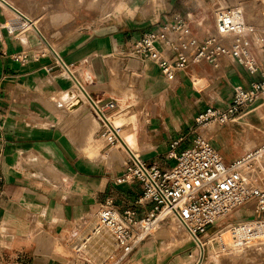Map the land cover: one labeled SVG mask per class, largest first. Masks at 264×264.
<instances>
[{
	"label": "crops",
	"instance_id": "0c3cea01",
	"mask_svg": "<svg viewBox=\"0 0 264 264\" xmlns=\"http://www.w3.org/2000/svg\"><path fill=\"white\" fill-rule=\"evenodd\" d=\"M2 1L10 7L13 3ZM20 1L27 7L32 3L35 13L37 0ZM67 1L75 7L83 5V10L89 3ZM175 1L169 0L170 6ZM181 1L185 2L184 10L170 14L169 8L161 14L170 15L162 19L156 13L164 9L165 0L156 12L153 0H133L131 12L121 13L127 22H106L109 17H104L96 28L78 29L75 36V29L69 32L71 29L66 28V36L73 37L58 53L50 47L51 56H46L33 33L25 30L17 34L8 29L12 23L8 22L9 13L15 12L0 2V264H221L220 256L233 264L247 259L246 255L235 258L219 252L221 247L217 243L215 247L209 239L204 245L208 256L202 261L201 249L171 219L127 255H122L107 233L83 244L92 232L89 219L106 200H111L119 213L133 210L138 219L152 208L150 202H139L140 183H115L124 169L125 138L135 155L169 170L175 161L167 155L176 140H182L176 149L179 153L191 147L195 137H202L230 165L255 147L251 130L264 135V105L254 110L258 126L245 120L248 115L238 124H195V118L208 107L225 109L234 88L249 90L255 78L234 61L222 60L217 69L207 63L191 65L167 82L155 64L133 58V45L144 31L170 24L177 17L186 21L193 37L205 38L208 32H214L215 12L225 8L218 5L228 3ZM233 1L229 6L243 5L242 0ZM119 2L115 11L126 6L124 1ZM192 3L199 14L190 10ZM151 10L153 13L148 14ZM137 14L142 18L154 16L153 27L147 28L141 19H135ZM209 14L212 24L208 25ZM61 15L55 12L48 17L57 19ZM189 17L196 18L191 21ZM164 56L173 60L174 53L165 50ZM57 57L71 74L63 71ZM72 76L94 101L114 103L116 114L112 118L116 128L123 125L117 133L125 138L119 135L117 143L106 148L111 138H100L102 124L88 105L68 112L49 102L76 89ZM261 175L253 179L254 184Z\"/></svg>",
	"mask_w": 264,
	"mask_h": 264
},
{
	"label": "built area",
	"instance_id": "2783aa9c",
	"mask_svg": "<svg viewBox=\"0 0 264 264\" xmlns=\"http://www.w3.org/2000/svg\"><path fill=\"white\" fill-rule=\"evenodd\" d=\"M260 18L264 22V10ZM213 31L199 40L191 35L186 21L177 17L170 24L144 31L132 49L134 59L143 64H155L167 82L173 81L177 72H185L191 65L207 63L217 69L225 59L234 61L255 78L249 90L233 89L231 102L225 109L208 107L200 113L195 124L203 127L238 124L241 118L264 105V27L250 23L241 5H232L215 12ZM165 50L174 53L173 60L164 56ZM58 61L63 71L70 73L69 67L59 58ZM86 98L90 111L102 124V135L117 134L108 120L116 109L114 103L97 102L88 95ZM116 139L111 143H117ZM181 141L176 140L170 145L167 156L175 161V165L169 170H161L156 164L145 162L123 145L124 169L115 183H140L142 196L139 202H150L152 208L138 219L133 210L119 213L113 202L106 200L96 211L98 230H106L112 235L122 255L133 251L172 217L204 253L205 243L201 236L207 229L249 202H254L257 220L232 228L241 235V238L235 237L234 242L246 243L248 240L256 244L261 241L259 231L254 226L249 228V225L264 227V183L260 187L250 185L245 179L244 168L247 162L264 161V143L227 165L204 138L195 137L191 147L177 153ZM2 181L0 172V193Z\"/></svg>",
	"mask_w": 264,
	"mask_h": 264
},
{
	"label": "rangeland",
	"instance_id": "374dc122",
	"mask_svg": "<svg viewBox=\"0 0 264 264\" xmlns=\"http://www.w3.org/2000/svg\"><path fill=\"white\" fill-rule=\"evenodd\" d=\"M119 1L120 0H84V2H86V3L89 2V3H88V5L84 6L85 10H83V5L75 7L73 2H71V4H69L67 0H63L62 3H49V0H37V6H36L35 13H33V17H31L34 19V20L31 19L32 22H34L37 27L32 26L30 30H27L24 27H25L26 23H29V21L24 19L20 15V14L26 15L27 5H26V3H23L20 0H12L13 3H11V7L13 9L10 6H9V8H11L13 11L15 9V11H14L15 13H9L11 19L8 20V22H12V23H11V25H8L7 27H8V29L12 28V30H10L11 32L18 31L17 34L19 32H24L25 30L28 33H33L35 38L41 43L42 49L45 51V53H48V54H46V56L47 55L51 56V54H50L51 49L54 50V49H57V47H58L57 50H59L60 47L65 42L69 41L73 36H75L78 29L88 28L90 26L96 28L97 26L102 24L101 23L102 18H104V17H106V19L109 17L107 20L104 19V20H106V22L107 21L109 22V20H111L110 22H112V21H120L122 23L127 22V20H128L127 17H125L121 13H123V12L130 13L131 12L130 9H132L131 4H132L133 0H122L126 4L125 8L122 11H115L114 9H115L116 5L120 4ZM153 1H154L153 11L156 12L158 10V8H160L162 6V0H153ZM225 1H227L228 3H220L218 6L227 7L234 2L233 0H225ZM242 1H243V2H241V4H243L242 8L245 12L247 20L250 23H252V21H255L254 22L255 24H256V22L257 23L259 22V24H260L261 23L260 22V15H261V12L264 10V0H242ZM141 3H143V0H141ZM184 3L185 2H183L181 0H176L175 3L172 6H170L169 0H165L164 9L158 11L156 13V15L158 17L165 10L166 11L169 10V8H172V11L170 12V14H172L173 11H176V12L182 11L185 9ZM139 6H142V5L140 4ZM139 8H141V7H139ZM189 8L193 12L194 15L199 14V10H197L198 8L195 6L194 3H192L189 6ZM153 11L151 10L148 14H152ZM55 12H61V14L63 16L62 15L59 16L58 18H60V19H58V18L52 19V18L48 17V14H53ZM132 12H133V10H132ZM111 14H113V15H111ZM118 14H121V15H118ZM170 14H167V15L161 14L160 15L161 19L163 16L168 17ZM203 16H205V15H203ZM70 17H72L71 20H69ZM196 17H198V16H196ZM196 17H192V18L189 17V19L192 21ZM65 18H67L68 20L67 21L64 20ZM134 18L137 20L141 19V21H143V23L146 25L147 28L153 27L151 25V23L152 24L154 23V21H153L154 16L150 15V16H147L146 18H142L140 14H137ZM209 22H211V24H212V15L209 16V21H207L206 23L209 25ZM67 24H68V26H66ZM259 24H256V25H259ZM261 24L263 26V23H261ZM160 26H164V25L161 24ZM66 28L71 29V30H69V32H72L75 29L73 31L72 37H69V35L66 36L69 33V32L66 33L67 32ZM50 47H51V49H50ZM57 53H58V51H57ZM245 120L248 121L249 124H252L253 126L260 125V122H258L256 114L254 112H252L247 117H245ZM247 129H249V128H247ZM255 130L256 129H253L250 131L251 133L254 134L253 136L256 138L255 147L252 149V151L254 149H257L258 147H260L264 143V135H262L261 133L255 131ZM102 133H103V130H102L101 134ZM119 135L121 137L125 138L122 133H120ZM125 140H126V138H125ZM243 155H245V154H243ZM254 172H255V174H253ZM254 172L251 173L254 176H251V174H249L250 178L252 177L251 179L256 178V176L259 174L258 170L254 171ZM263 179H264V174L261 175V178L256 181L254 186L255 187L262 186V184L264 183V181H262ZM254 211H255L254 202L246 203L245 205H243L242 207H240L239 209H237L236 211L231 213L224 220L219 221L212 229H209L208 231H206V233L201 236L202 242L206 243L210 239L212 241L213 245L216 247L217 241L215 240V238L217 237V235H219L221 233L225 234L230 229H232L236 226L247 224V223H252L253 221L257 220L255 217ZM169 219L167 221H169ZM94 220H96L95 214L89 219V222H92ZM167 221H165V222H167ZM179 228L183 231V229L181 227H179ZM185 234L187 235L186 232H185ZM225 239H226V236H224V241H225ZM218 251L223 252V253H229L230 255H232L235 258L242 257L243 255L247 256V259L245 261L239 260L237 262H234L233 264H264V241L260 242L259 245H257L254 249H249L246 254L244 252H243L244 254L243 253H237V252H230L226 249V247L224 245ZM207 256H208V249L205 248L204 253H203V257H200L199 259H202V261L205 262L206 261L205 259L207 258ZM219 260H222L221 264H231L230 262H226L225 257L220 256Z\"/></svg>",
	"mask_w": 264,
	"mask_h": 264
},
{
	"label": "bare ground",
	"instance_id": "6f19581e",
	"mask_svg": "<svg viewBox=\"0 0 264 264\" xmlns=\"http://www.w3.org/2000/svg\"><path fill=\"white\" fill-rule=\"evenodd\" d=\"M0 2L2 3V4H4L5 6H7L8 8H9V5H7L4 1H2V0H0ZM9 9H11V8H9ZM13 9V8H12ZM11 9V10H12ZM13 11V10H12ZM15 11V10H14ZM13 11V12H14ZM26 11V10H25ZM17 12V11H16ZM33 13H34V10H33V6H32V3L31 4H29L28 5V7H27V11H26V15L24 14V16L25 17H23L21 14V16L25 19L26 18V20L28 19L29 20V23H26L25 24V29H27V30H30L31 29V27L32 26H36L35 25V23L34 22H32V20L31 19H33V18H31V17H33ZM17 14V13H16ZM34 20V19H33ZM260 22H262V20H261V18H260ZM264 23V22H263ZM258 26H260V25H258ZM37 27V26H36ZM263 27H264V24H263ZM38 31V30H37ZM55 52H57V49L55 50ZM69 74H71V72L69 73ZM68 78L70 79V81H71V77L70 76H68ZM72 79H73V81H74V83H73V87H74V85H75V90L73 91V90H69V91H66L63 95H60L57 99H55V98H50L49 99V102L50 103H52L56 108H58V109H65V110H67L68 112H72V111H74V110H76V109H78V108H82L83 106H84V104L87 106L88 105V107H89V109H90V104H89V102H88V100H87V98H86V95L83 93V91H81L80 89H79V86H78V84H77V81H76V79H75V77L74 76H72ZM80 96H82V97H80ZM82 98V99H81ZM64 106H66V108L64 107ZM91 110V109H90ZM91 112V111H90ZM114 114H116V112H112L111 114H110V116L108 117V120L113 124V126H115V123H114V121H113V118L112 117H114ZM123 125H118L117 127L118 128H116L115 127V129L117 130V131H119L120 129H121V127H122ZM105 137H109V138H111L110 139V143H107L106 144V148L109 146V144H111V142H112V140L115 138H117V137H119V138H121L119 135H118V133L117 134H115V133H110V135H102L101 134V137L100 138H105ZM108 139V138H107ZM124 142L126 143V145L127 146H129L128 144H127V141L124 139ZM129 148V147H128ZM130 149V148H129ZM245 172H244V175H245V179H246V181L250 184V185H253L254 186V180L253 179H251L250 177H249V174H250V172H252V171H257L258 170V172H259V174H264V161L262 162V161H259V160H257V161H253V162H247V164L245 165ZM249 173V174H248ZM253 174H255V172L253 173ZM253 174H251V176H254ZM95 219V218H94ZM171 220H173V221H175L176 223H178V225H180L181 227H182V225L175 219V218H170ZM164 223H166V222H164ZM163 223V224H164ZM162 224V225H163ZM253 226H254V228L256 229V230H258L259 231V234H260V238H261V241L260 242H262V241H264V227L263 226H261V225H254V224H252V225H249V228L251 227V229L253 228ZM159 227H160V225L157 227V230L159 229ZM183 228V227H182ZM185 231V230H184ZM156 232V231H155ZM105 233H107V234H109L111 237H112V235L108 232V231H106V230H98V227H97V222H96V220H94V221H92V232H91V234L89 235V237L87 238V239H85V241H84V243L83 244H86L88 241H91L92 239H94V238H97V237H100V236H102L103 234H105ZM224 236H226V239H225V241L223 240V238H224ZM235 237H237V238H241V235H240V232H238V230L235 228V229H230L227 233H225V234H223V235H220V236H218L217 237V239H216V241H217V244L220 246V247H222L223 245L226 247V249L228 250V251H230V252H237V253H243L244 251H247V250H249V249H251V248H253L255 245H257L258 243H260V242H258V243H256V244H251L248 240H246V243H244V241H242V242H240V241H237V242H234V238ZM113 238V237H112ZM244 238V237H243ZM76 248V247H75Z\"/></svg>",
	"mask_w": 264,
	"mask_h": 264
},
{
	"label": "water",
	"instance_id": "95a60500",
	"mask_svg": "<svg viewBox=\"0 0 264 264\" xmlns=\"http://www.w3.org/2000/svg\"><path fill=\"white\" fill-rule=\"evenodd\" d=\"M79 89H80L81 91H83V90L80 88V86H79ZM83 93L86 95V93H85L84 91H83ZM86 97H87V95H86ZM201 257H203V253H202Z\"/></svg>",
	"mask_w": 264,
	"mask_h": 264
}]
</instances>
